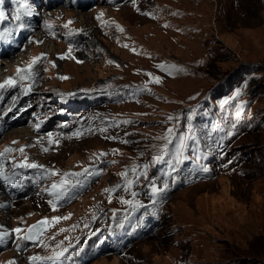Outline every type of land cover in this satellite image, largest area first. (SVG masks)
Returning a JSON list of instances; mask_svg holds the SVG:
<instances>
[{
	"label": "rangeland",
	"instance_id": "obj_1",
	"mask_svg": "<svg viewBox=\"0 0 264 264\" xmlns=\"http://www.w3.org/2000/svg\"><path fill=\"white\" fill-rule=\"evenodd\" d=\"M25 2L17 22L18 0H0V83L41 57L0 90V152L12 150L0 163L15 181L0 179V264H264V0ZM25 157L42 167H13ZM134 167L135 211L117 187ZM85 169L53 210L50 185ZM153 182L168 183L154 198Z\"/></svg>",
	"mask_w": 264,
	"mask_h": 264
},
{
	"label": "snow or ice",
	"instance_id": "obj_2",
	"mask_svg": "<svg viewBox=\"0 0 264 264\" xmlns=\"http://www.w3.org/2000/svg\"><path fill=\"white\" fill-rule=\"evenodd\" d=\"M132 2L135 4V0H132ZM27 5H26V2L25 0H18V7L16 9V14L12 17L13 20L19 22L21 20V16H27V15H30L29 12H27L25 9H26ZM6 19V16L4 14L3 11H0V21H3ZM19 27L23 28L24 25L23 24H19ZM65 27H67V25H65ZM10 31V29H7L5 28L3 31H0V38H3L5 36L6 33H8ZM72 33H69V35H71ZM72 51V48L71 46H69V50H68V54L70 56V53ZM63 58V57H62ZM41 60V57H35L33 58L32 62L27 66V68L25 69H21V68H17L16 72H17V77L19 79H14V78H8L6 80H4L2 83H0V90H5L6 88H14V87H17L19 85V82L20 81H23V80H31L33 78V68L34 66ZM78 63L80 61H77ZM109 63H111V61H109ZM158 67L161 69V70H164V71H168L169 69H175L176 66L175 65H158ZM150 76V82H154V83H159L160 82V78L159 77H154L152 78L151 77V74H149ZM61 79H66V77H61ZM32 87V84H29L27 87L23 88L22 91L26 94L30 88ZM171 119V117H170ZM41 123H43V121H41ZM40 127V124H36V128L39 129ZM173 134V129L169 128L167 130V135L165 136V139L167 140V143L160 149V153L158 156H156L154 159L156 161H160V160H164L165 157L169 154L168 153V147L170 144H172V140L170 139V136ZM76 135H79V133H76ZM49 136V143H58V141H53L52 140V133H49L48 134ZM188 139H192V137H188ZM181 148H184L185 145H184V142L183 140H181V145H180ZM12 150L10 148H6L4 150V152H0V157H3L5 153L7 152H11ZM20 152L23 153L24 149L23 148H20L19 149ZM103 155V154H102ZM182 155V153H181ZM186 159V158H185ZM177 163H183V160L181 159H177L176 161ZM14 168H21V169H38L42 166L40 165H36V164H33V163H28L27 162V157H25V160L17 165H14L13 166ZM202 171L204 173H208L209 172V168L208 167H203L202 168ZM89 173V170L88 169H85L84 172L82 173H65L64 176L61 178L60 182L59 183H53L52 185H50V188L47 189L48 191V194L50 196L53 197V200H50L49 203L52 205L53 207V210L56 209L58 203L60 201H62L65 197L68 196L69 192L79 186L81 184V181L79 179H76L75 180V183L72 182V180L68 179V177H81L85 174ZM132 173H133V179L129 180L127 179V172H124V173H121V177L126 180V183L124 185H121V186H117L118 188L119 187H123V190L125 191H128L130 192L131 196L133 197V200H122V203H125V204H129L132 206L133 208V211H135L136 208H139V207H143V205L140 204V202L138 200H135V197L138 195V193H136L135 191H133L132 189L135 187L138 179H139V176L137 175V168L134 167L132 169ZM57 173L55 172H52L50 173V175H56ZM17 175L15 172L13 173V176ZM0 179H3L5 181H7L8 184H13L15 183L14 179L7 176V175H4L3 173V164L0 163ZM168 187V183L165 182L163 187H158L157 184L155 182H153L150 186V195L154 198L156 197L157 195H159L160 193L164 192ZM105 191H109V190H105ZM130 214V213H129ZM54 221L56 222H59L60 219H67V217H54L52 218ZM49 221L47 218H45L44 220H41L37 223V225H33L31 226L30 228V233L33 229H40L41 226L45 225V224H48ZM13 232L19 234L22 229L20 228H16L14 230H12ZM8 236V233L6 231H0V242H3L6 237ZM19 238V237H18ZM21 239H33V237L31 235L27 236V237H22ZM19 247V245H18ZM67 252V249H64L63 251L61 252H58V253H54L52 256H49V257H45L44 259H47V260H53V261H59V260H62L65 258V253ZM33 260H39L41 258L39 257H34V258H31Z\"/></svg>",
	"mask_w": 264,
	"mask_h": 264
},
{
	"label": "bare ground",
	"instance_id": "obj_3",
	"mask_svg": "<svg viewBox=\"0 0 264 264\" xmlns=\"http://www.w3.org/2000/svg\"><path fill=\"white\" fill-rule=\"evenodd\" d=\"M137 1H138V0H137ZM123 5H124V4H123ZM124 7H125V6H124ZM124 7H123V8H124ZM134 7H135V6H134ZM124 9H126V8H124ZM130 9H131V8H130ZM130 9H129V10H130ZM135 9L138 10V11H140V13L142 12L143 14H144V13H150V14H151V13H153V11H154L153 8H147V6H142V5H141L140 7L137 5V7H135ZM151 11H152V12H151ZM57 12H58V11H57ZM120 12H121V11H120ZM78 13H79V12H78ZM135 13H136V12H135ZM154 14H155V13H154ZM125 17H126V14H125ZM153 18H154V17H153ZM155 18H156V17H155ZM157 18H158V17H157ZM157 18H156V19H157ZM140 19H141V18H140ZM64 20H66V19H64ZM154 20H155V19H154ZM141 21H142V19H141ZM141 21H140V22H141ZM80 22H81V21H80ZM156 22H158V21H156ZM158 26H159V25H158ZM45 27H46V26H45ZM65 29H66V28H65ZM66 31H68V30H66ZM3 71H4V68L0 67V73H2ZM147 74H148V73H147ZM149 74H150V73H149ZM170 75H171V74H170ZM138 76H139V75H138ZM144 76H145V75H144ZM152 76H153V75H152ZM140 77H141V75H140ZM153 77H154V76H153ZM167 77H168V76H167ZM146 81H147V80H146ZM133 82H134V81H133ZM135 82H136V81H135ZM126 83H127V82H126ZM152 83H153V82H152ZM152 83H151V84H152ZM133 84H134V83H133ZM149 84H150V83H149ZM108 85H109V84H108ZM110 85H112V84H110ZM110 85H109V86H110ZM143 86H144V85H143ZM143 86H142V87H143ZM145 86H146V85H145ZM149 87H150V86H149ZM154 87H155V86H154ZM146 89H147V88H146ZM133 90H134V89H133ZM141 91H142V90H141ZM123 92H124V91H123ZM146 92H147V91H146ZM117 95H118V94H117ZM119 95H121V94H119ZM119 95H118V96H119ZM63 102H64V101H63ZM89 124H90V123H89ZM73 126H74V125H73ZM74 130H75V129H74ZM79 130H80V129H79ZM79 130H77V131H79ZM86 130H87V129H86ZM86 130H83V131H86ZM80 134H81V133H80ZM62 135H65V136H66V135H69V133L67 132L66 134H62ZM80 190H81V189H80ZM139 228H140V227H139ZM110 258H111V257H110ZM37 262H38V261H37Z\"/></svg>",
	"mask_w": 264,
	"mask_h": 264
},
{
	"label": "water",
	"instance_id": "obj_4",
	"mask_svg": "<svg viewBox=\"0 0 264 264\" xmlns=\"http://www.w3.org/2000/svg\"><path fill=\"white\" fill-rule=\"evenodd\" d=\"M39 221H41V220L39 219V220H37V221L31 223V224L27 227V229H26V237L29 236V235H31V236L33 237V239H31V240H35V239L39 236V234H40L41 230L43 229L44 225L41 226V228L38 229V230H37V229H33V230L31 231V233H30V231H29L30 228H31V226H33V225H37V223H38Z\"/></svg>",
	"mask_w": 264,
	"mask_h": 264
}]
</instances>
